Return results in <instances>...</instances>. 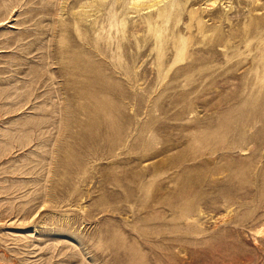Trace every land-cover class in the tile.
<instances>
[{
	"label": "rangeland",
	"instance_id": "1",
	"mask_svg": "<svg viewBox=\"0 0 264 264\" xmlns=\"http://www.w3.org/2000/svg\"><path fill=\"white\" fill-rule=\"evenodd\" d=\"M0 264H264V0H0Z\"/></svg>",
	"mask_w": 264,
	"mask_h": 264
},
{
	"label": "bare ground",
	"instance_id": "2",
	"mask_svg": "<svg viewBox=\"0 0 264 264\" xmlns=\"http://www.w3.org/2000/svg\"><path fill=\"white\" fill-rule=\"evenodd\" d=\"M212 1V0H211ZM207 6V5H206ZM209 7V6H208ZM204 10H205V8H204ZM203 11V10H202ZM208 12V11H207ZM130 14V13H129ZM217 24V23H216ZM215 51V50H214Z\"/></svg>",
	"mask_w": 264,
	"mask_h": 264
}]
</instances>
